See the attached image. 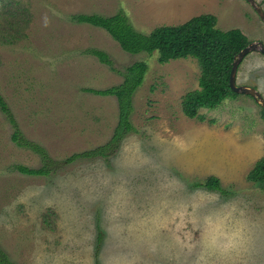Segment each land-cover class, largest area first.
<instances>
[{
    "label": "rangeland",
    "instance_id": "rangeland-1",
    "mask_svg": "<svg viewBox=\"0 0 264 264\" xmlns=\"http://www.w3.org/2000/svg\"><path fill=\"white\" fill-rule=\"evenodd\" d=\"M119 13L144 35L213 15L219 31L264 46V23L246 0H0V95L23 138L54 162L46 177L19 173L41 161L12 142L0 111V249L14 264H264V184L246 180L264 158L262 108L238 94L199 110L203 121L185 117L195 60L159 65L156 53L128 54L105 30L71 21ZM88 50L118 70L148 69L118 149L66 164L105 146L118 120L114 97L85 90L122 78ZM236 84L264 99V54L243 59ZM209 177L228 194L195 187Z\"/></svg>",
    "mask_w": 264,
    "mask_h": 264
},
{
    "label": "trees",
    "instance_id": "trees-1",
    "mask_svg": "<svg viewBox=\"0 0 264 264\" xmlns=\"http://www.w3.org/2000/svg\"><path fill=\"white\" fill-rule=\"evenodd\" d=\"M71 21L105 30L128 54L137 55L143 52L152 56L156 53V60L159 65L179 59L191 58L195 60L200 69L198 89L186 93L181 101V111L189 119L203 121V117L199 115V110H214L226 99H233L238 95L232 92L229 87L230 71L234 57L247 47L249 41L239 30L219 31L216 28L217 19L213 15L193 17L179 26L157 27L148 35L135 31L123 13L108 17L97 14H78L72 16ZM88 54L97 58L101 64L109 67L113 73L122 78L120 84L105 90H85V92L96 96L115 98L118 108L117 125L111 139L105 146L74 154L65 160L66 164H71L80 159L104 158L118 149L121 140L134 130L130 121L133 112V96L142 85L148 69L144 61H138L123 68V70H118L113 66V62L107 53L99 50H88ZM0 111L14 128L11 136L12 142L17 147L32 151L39 156L41 161L39 169L17 166L16 170L29 176H48L49 169L54 162L50 160L42 147L23 138L1 95ZM262 113L264 119L263 110ZM246 180L254 184H264V158L259 159L254 164L247 174ZM195 187L228 194L222 190L220 181L216 177H209L203 184L197 183ZM98 241H101V235H99ZM0 264H14L1 249Z\"/></svg>",
    "mask_w": 264,
    "mask_h": 264
},
{
    "label": "water",
    "instance_id": "water-1",
    "mask_svg": "<svg viewBox=\"0 0 264 264\" xmlns=\"http://www.w3.org/2000/svg\"><path fill=\"white\" fill-rule=\"evenodd\" d=\"M247 3L253 8L260 20L264 23V11L260 5H258L255 0H246ZM259 51L261 54H264V46L261 43H249L247 47L241 50L237 56L234 57L232 68L229 76V87L232 92L235 94H242L250 96L254 101L260 105L264 111V99L261 94L253 87L250 86H240L236 84V74L239 65L243 59L252 52Z\"/></svg>",
    "mask_w": 264,
    "mask_h": 264
}]
</instances>
